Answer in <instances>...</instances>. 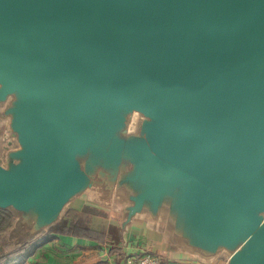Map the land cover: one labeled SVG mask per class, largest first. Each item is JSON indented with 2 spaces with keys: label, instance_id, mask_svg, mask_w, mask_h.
<instances>
[{
  "label": "water",
  "instance_id": "obj_1",
  "mask_svg": "<svg viewBox=\"0 0 264 264\" xmlns=\"http://www.w3.org/2000/svg\"><path fill=\"white\" fill-rule=\"evenodd\" d=\"M0 126L4 255L91 193L264 264V0H0Z\"/></svg>",
  "mask_w": 264,
  "mask_h": 264
},
{
  "label": "crops",
  "instance_id": "obj_2",
  "mask_svg": "<svg viewBox=\"0 0 264 264\" xmlns=\"http://www.w3.org/2000/svg\"><path fill=\"white\" fill-rule=\"evenodd\" d=\"M6 146L7 142L6 145L0 147V159L4 157ZM93 200H97L96 195L91 193L76 197L69 204V211L62 222L55 228L71 225L73 220L69 217L70 211L81 212ZM107 214L106 219H103L108 220L105 227L102 225L104 223L100 222L101 218L93 217L95 223H101L99 226H103L107 230L106 234L93 232V236H90L56 231L55 228L50 229L51 232L45 238L55 237V239L48 240L43 246L37 248L24 264H126L130 256L142 254L156 255L161 259L162 264H226L224 255L206 261L187 249L176 247L165 235L160 224L153 226L144 216L134 219L128 226L123 240L118 234L117 215L109 212ZM13 221L12 217V221L7 227L0 228V257L6 252V247L12 245L11 243L5 244V239L2 238L8 232ZM110 228L111 230H109ZM172 241L175 240L172 239Z\"/></svg>",
  "mask_w": 264,
  "mask_h": 264
},
{
  "label": "trees",
  "instance_id": "obj_3",
  "mask_svg": "<svg viewBox=\"0 0 264 264\" xmlns=\"http://www.w3.org/2000/svg\"><path fill=\"white\" fill-rule=\"evenodd\" d=\"M69 217L73 220V223L71 225L62 226L61 228H55L56 231L61 230V232H67L72 234H82V235H90L93 236V232L95 233H103L106 234L107 230L104 228L106 224H108V220L106 219L105 215L102 213L101 217L102 220L100 222H103V226L100 227L99 222H94L95 219H93L87 212L81 211H70ZM12 216L8 214L6 211L0 209V228L7 227L11 222ZM95 223V224H94ZM111 230V228L109 229ZM51 230L45 234H42L35 239L25 243L24 245L20 247H16L14 249H11L9 252H7L5 255L0 257V264H24V262L27 260V258L39 247L43 246L45 242L48 240H54L55 237H48L45 238V236H48Z\"/></svg>",
  "mask_w": 264,
  "mask_h": 264
},
{
  "label": "built area",
  "instance_id": "obj_4",
  "mask_svg": "<svg viewBox=\"0 0 264 264\" xmlns=\"http://www.w3.org/2000/svg\"><path fill=\"white\" fill-rule=\"evenodd\" d=\"M126 264H162L161 259L153 254H142L130 256Z\"/></svg>",
  "mask_w": 264,
  "mask_h": 264
},
{
  "label": "rangeland",
  "instance_id": "obj_5",
  "mask_svg": "<svg viewBox=\"0 0 264 264\" xmlns=\"http://www.w3.org/2000/svg\"><path fill=\"white\" fill-rule=\"evenodd\" d=\"M134 120H136L139 116L137 114H135L134 116ZM139 127V125H137ZM3 131H4V127L0 126V147H3L4 145H6L5 140L3 139ZM17 143H15L16 145ZM85 209L83 210L84 212H87L90 215H97L100 213V210L97 209L95 206L87 205L86 207H84ZM114 215V214H113ZM117 215V219L119 220L120 217ZM116 217V216H115Z\"/></svg>",
  "mask_w": 264,
  "mask_h": 264
}]
</instances>
